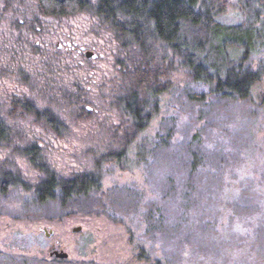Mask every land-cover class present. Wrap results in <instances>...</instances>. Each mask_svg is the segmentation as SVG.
<instances>
[{"label":"trees","instance_id":"obj_1","mask_svg":"<svg viewBox=\"0 0 264 264\" xmlns=\"http://www.w3.org/2000/svg\"><path fill=\"white\" fill-rule=\"evenodd\" d=\"M0 2V17L13 23L15 30L27 31L25 38L15 41V45H19L15 54L21 57L19 64L16 63L15 69L0 71V80L7 78L17 84L12 92L0 94V204L10 190L22 189L33 196L46 213L52 211L56 201L73 215H100L109 219L113 218L112 212L121 211L128 215L130 237L134 239L132 223L138 222L139 227L145 225L148 238L141 246L130 241L129 264H172L157 255L153 245L156 220L160 221L161 217H155L146 181L142 180L144 174H139L143 167L157 165L161 156H167L172 139L171 121L157 111L160 101L169 102L167 97L173 91H181L178 96L181 95L190 111L189 122L193 126L197 124V113L206 105L241 106L255 115L254 123L248 128L251 142H255L264 129V0H236L235 11L230 13L234 5L230 0ZM78 14L87 15L93 21L94 35L105 36L117 51L113 57L118 75L110 80L104 93H98L97 102L89 89L91 70H85L90 66L81 65L82 54L70 48L60 50L53 42L45 46L39 43L45 44V37H50L49 30L43 29L48 24L46 19L57 21ZM52 30L51 41L64 40L63 43L75 45L79 50L81 45L70 32ZM170 52L180 59L185 70L183 88L178 86V80H172ZM26 55L39 60L47 58L39 62L38 69L44 72L37 75L30 64L21 65ZM176 96L172 95L175 99ZM86 105L99 109L101 114L114 116L118 122L116 125L105 122L94 129L97 133L93 142L99 150L89 154L90 168L85 166L63 174L56 165L46 162L49 157L45 140L47 137L58 140L66 126L78 124L91 115L95 117V111L88 112ZM149 133V138L141 139L140 136ZM189 144L185 166L190 173L204 169L202 174L210 181L222 182L228 168L222 162L221 148L217 147L209 155L204 151L205 143L196 134ZM251 152L249 150L246 157ZM242 156L248 165L245 154ZM7 157L13 161L21 158L32 166L31 181ZM205 162L209 163L206 169L203 168ZM250 164L252 173H246L249 181L264 189V157ZM107 166L130 172L129 182L118 180L108 185L102 182V169ZM229 206L236 218L261 216L251 228L247 244L249 256H261L264 211L259 215L251 207L234 203ZM203 225L199 226V231L209 237L212 227L209 222ZM14 259L18 260L3 262L88 264L69 258L44 260L28 255Z\"/></svg>","mask_w":264,"mask_h":264},{"label":"rangeland","instance_id":"obj_2","mask_svg":"<svg viewBox=\"0 0 264 264\" xmlns=\"http://www.w3.org/2000/svg\"><path fill=\"white\" fill-rule=\"evenodd\" d=\"M230 2L234 5L228 13L235 11L233 8L236 0ZM0 5L2 6L1 2ZM46 22L48 24L43 29L49 30L50 37H45V44L40 41L41 46L53 42L54 47H60L64 40L51 41V30L61 29L65 33L70 32L77 44L83 47L81 65L90 66L85 70H91L92 86L89 89L97 102L98 93H104L110 85V80H114L118 75L114 68L116 62L113 54L117 53L114 51L115 46L110 44L105 36L94 35L93 21L85 14L68 16L57 21L46 19ZM13 26L9 20L0 17L1 72L15 69L19 64L18 59H21L15 55L19 49L15 41L25 38L27 31H17ZM87 46L90 48H84ZM59 49L64 50V47ZM86 51L93 52L95 58L87 59ZM44 59L26 55L25 59L21 60V65L27 67L30 64L32 72L38 75L44 72L39 70V62ZM168 59L173 68L172 80H178V86L183 88L185 70L180 59L171 52ZM15 86L17 87V84L7 78L0 80V94L12 92L16 89ZM180 93L181 91H173L172 95L181 99V95L178 96ZM172 95L167 97L169 102L161 100L157 110L172 124L171 129L169 128L172 139L168 145L167 156H161L157 165L143 167L139 172L144 174L142 180L146 181L155 217H161L160 221L156 220L158 226L155 228L156 238L153 241L157 255L168 259L172 264H264V252L257 258L247 254L251 228L261 216L252 214L245 219L236 218L229 206L234 203L251 207L256 209L259 215L264 211V189L252 184L250 177L246 175L252 173L250 163L264 157V129L258 133L256 141L251 142L252 136L248 128L254 123L255 115L238 105H206L197 113V124L193 126L189 122L191 113L183 100L177 101ZM85 107L88 112L95 111V117L91 115L78 124L66 126L64 134L58 140L51 137L45 140L49 157L46 162L52 166L56 165L58 171L63 174H70L85 166L90 168L89 154L99 150L95 148L96 142H93L97 133H94V129H99V125L105 122L114 125L118 122L114 116L101 114L95 107ZM37 131L43 133L41 129ZM195 134L205 143L203 148L209 155L215 152L217 147L221 148V155L224 157L222 162L228 168L222 182L215 184L210 181L202 174L204 169L190 173V169L185 166L186 150ZM149 135L151 134L140 137L149 138ZM195 145L193 144L194 147ZM249 150L252 154L246 157ZM242 154H245L248 165L244 163L246 160L243 156L240 157ZM11 159L9 160L13 165L26 173L31 181L34 176L31 172L32 166L21 158L16 157L14 161ZM207 164L209 163L205 162V167H201L206 169ZM102 172V182L107 185L118 180L128 183L131 176L130 172L120 167L112 170L107 166ZM21 192L22 189L10 190L0 204V264H5V259L17 261L18 259L14 258L21 255L36 256L44 260L54 258L50 256L52 248L68 253L69 259L85 261L88 264H129L132 258L131 240L133 244L140 246L145 241L148 242L145 225L139 227L138 222L132 223L134 239L130 237L128 215L121 211L113 210V218L109 219L100 215H73L56 201L52 211L46 213L35 203L33 196L25 191ZM202 221L203 224L209 222L212 227L213 232L209 237L199 231V226H204ZM77 227L81 229L74 232ZM13 262L12 264H17Z\"/></svg>","mask_w":264,"mask_h":264},{"label":"water","instance_id":"obj_3","mask_svg":"<svg viewBox=\"0 0 264 264\" xmlns=\"http://www.w3.org/2000/svg\"><path fill=\"white\" fill-rule=\"evenodd\" d=\"M86 58L90 59L95 58V54L93 52L86 51ZM81 229V227H77V229H74V232H77ZM53 251L50 253V256H53L55 259H61V260H67L68 259V253L64 252L63 250H57L52 248Z\"/></svg>","mask_w":264,"mask_h":264},{"label":"flooded vegetation","instance_id":"obj_4","mask_svg":"<svg viewBox=\"0 0 264 264\" xmlns=\"http://www.w3.org/2000/svg\"><path fill=\"white\" fill-rule=\"evenodd\" d=\"M65 48V49H71L72 51H76V53H81L83 50V47H80L79 50L76 49V46H71V44H67V43H63L60 47L58 46V48Z\"/></svg>","mask_w":264,"mask_h":264}]
</instances>
